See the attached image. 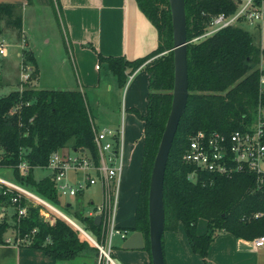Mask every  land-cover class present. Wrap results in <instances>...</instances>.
Returning a JSON list of instances; mask_svg holds the SVG:
<instances>
[{
	"label": "trees",
	"instance_id": "1",
	"mask_svg": "<svg viewBox=\"0 0 264 264\" xmlns=\"http://www.w3.org/2000/svg\"><path fill=\"white\" fill-rule=\"evenodd\" d=\"M139 9L157 31L156 47L144 56L128 60L123 56L98 55L99 63L116 78L119 88L128 75L141 65L148 74L146 108L140 113L129 108L143 122L142 158L140 164L134 224L128 231H140L150 256L148 239V190L158 145L170 111L174 81L172 24L168 0H135ZM18 3L0 2V13L21 29V16L15 14ZM235 10L232 0H185L188 97L179 120L168 155L163 181L164 231H177L181 225L191 250L205 264L211 242L219 232L252 240L264 234V193L254 188V175L236 173L232 177H214L198 172L197 180L189 175L194 167L182 160L191 134L201 130L229 133L246 129L255 119L258 82L264 69V49L253 41L252 34L230 25L196 38L207 30L212 15ZM196 38V39H195ZM25 63L33 68L31 81L36 79V60L22 50ZM91 116L83 92L79 89L42 88L25 84L0 96V167L11 168L14 179L32 189L49 202L61 203L49 175L34 177L36 168H44L51 154L65 147L88 149L96 156ZM26 163L23 173L18 165ZM82 197L78 193L75 199ZM10 194H2L0 203L9 202ZM24 204V200H22ZM65 209L72 219L93 237L100 236L101 225L84 216L72 205ZM75 210V211H74ZM261 215L255 217L254 214ZM200 219L206 222L202 234L196 231ZM21 236L30 234L29 247L43 251L56 260L97 258L98 249L75 226L53 211L39 215V207L28 205L26 216L14 225ZM8 229L0 224V238ZM35 230L31 234L32 230ZM1 240V239H0ZM164 254V242L162 236Z\"/></svg>",
	"mask_w": 264,
	"mask_h": 264
},
{
	"label": "built area",
	"instance_id": "2",
	"mask_svg": "<svg viewBox=\"0 0 264 264\" xmlns=\"http://www.w3.org/2000/svg\"><path fill=\"white\" fill-rule=\"evenodd\" d=\"M232 2L235 10L230 14L220 12L212 15L207 24V30L196 38L210 35L221 28L237 25V23L246 22L252 27L263 23L264 0H232ZM25 41L23 38L19 45L20 48L24 49ZM21 52L18 54L19 57L21 56L20 78L22 82H30L33 68L29 63H25ZM5 53V45L0 42V54ZM93 141L96 156L88 149H73L75 151L73 154L57 150L51 154L44 168L50 169L49 176L59 199L60 197L75 198L78 193L83 194L86 189L94 185L100 186L101 203H92L88 216L92 218L95 215L101 216L99 225H101V237H105V246L92 238L93 236L79 226L66 211L59 209L16 180L0 177L2 194H10L9 202L0 203V224L8 225V229L0 238V247L29 246L32 241L31 235L21 236L14 225L20 218L26 216L28 205L31 204L39 207L41 217H46L49 211H53L79 229L98 249L97 264H101L103 260L107 264L108 262L114 264L110 257L111 237L119 235L120 238L125 239L129 234L127 229H119L115 221L119 182L124 161L123 120L116 127L94 125ZM182 160L194 167V172L189 175L193 181L197 180L196 173L198 172L214 177H232L236 173L250 172L254 175V188L264 193V73H261L259 77L255 119L251 126L246 129H234L229 133L199 129L190 135ZM26 166L25 162L18 165L23 173L26 171ZM67 203L68 201L65 204ZM260 215V212L254 214L255 217ZM7 218L13 220L12 228ZM10 231L14 234H9ZM34 231L33 229L31 234ZM253 243L256 247L263 246L264 234L256 236Z\"/></svg>",
	"mask_w": 264,
	"mask_h": 264
},
{
	"label": "crops",
	"instance_id": "3",
	"mask_svg": "<svg viewBox=\"0 0 264 264\" xmlns=\"http://www.w3.org/2000/svg\"><path fill=\"white\" fill-rule=\"evenodd\" d=\"M57 5L63 16L64 28L68 47L72 59L75 63L76 71L82 85L92 88H99L101 84L100 71L103 69V83L108 91L115 90L121 92L122 88L117 85L116 78L107 70L105 63H99L98 55L102 56H123L128 60H133L144 56L152 51L157 45V31L143 12L139 9L135 0H51ZM0 2H13L21 5L23 10L25 0H0ZM24 16V15H23ZM21 16V30L25 36V49L34 56L38 68L35 79H40V66L33 42L29 40L26 22ZM32 45V46H31ZM23 50V49H22ZM19 54V51L17 55ZM99 66L98 68L96 66ZM125 84V102L118 108H112L107 119L106 126L116 127L115 119L120 115L124 125V161L130 162L133 154V146L137 140L132 137L134 128L125 124V112L129 108H136L140 113L145 112L146 95L148 92V74L141 65L128 75ZM69 89H75L74 82ZM127 87V88H126ZM129 112V111H128ZM130 121L138 122L140 126V149L142 158L143 142V122L132 112H129ZM127 120V119H126ZM131 123V124H132ZM123 161V162H124ZM138 175V174H137ZM140 176V166H139ZM95 186V185H94ZM99 186V185H97ZM139 186V180H138ZM100 190V186H99ZM138 191V189H137ZM136 191V202H137ZM84 194V192H83ZM82 194V196H83ZM134 210L129 219L122 220L118 226L130 228L134 224ZM88 203L92 204L90 198ZM206 223V222H205ZM204 230L197 231L198 234ZM167 232V233H166ZM131 233V232H130ZM129 233V234H130ZM128 234V235H129ZM124 239L121 238L123 242ZM121 242V243H122ZM164 260L165 264H204L201 257L191 250L187 236L180 225L177 231H164ZM15 247H0V257H5L14 253ZM28 249V248H26ZM118 254V261L113 259L114 264H147L149 253L146 249H122ZM24 255L36 256V263L31 264H97V259L93 255L91 258H78L74 260H56L48 257L39 249L23 250ZM41 254H45L42 255ZM5 258H2L3 260ZM40 259V260H39ZM39 260V262H38ZM207 260L214 264H264V245L256 247L252 240L235 237L228 232H219L211 242ZM43 262V263H42ZM2 262L1 264H4Z\"/></svg>",
	"mask_w": 264,
	"mask_h": 264
},
{
	"label": "rangeland",
	"instance_id": "4",
	"mask_svg": "<svg viewBox=\"0 0 264 264\" xmlns=\"http://www.w3.org/2000/svg\"><path fill=\"white\" fill-rule=\"evenodd\" d=\"M25 1L26 7L24 9L26 10H23L21 5H19L15 10V14L19 16L24 15V25L26 22V27L29 28V40L30 42H33V45L36 48L35 53L40 66V79L36 82L35 80L30 82L21 81L20 77L22 69L19 67L21 56L19 57L17 53L18 51H22V48H20L19 45L22 43L23 38L25 39V36H23L21 29H18L8 21L7 16H3L0 13V42L5 45L6 49L5 54H0V96L8 94V92L13 89L24 87L25 84L42 88L69 89L70 84L74 82V88L81 90L85 96L94 123L97 126H106L105 124L110 116L111 109H114L115 107H120L121 109V105L125 102V86L119 93H116L115 90L108 91L103 83V69L100 71L101 84L99 88L82 85L79 74L75 68V63L69 51L63 16L61 11L57 8V5L51 0ZM237 25L248 30L253 36L254 43L258 45L260 49H264V21L256 27H252L246 22L237 23ZM24 43H26V41ZM25 45L23 46L24 49ZM261 65L262 69H264V62H260L259 67H261ZM123 114L125 115V124L127 125L128 123L129 126L132 125L134 131H136L132 134V137L133 140H137V143L133 146L134 151L130 162L128 163L127 160L123 162V170L119 182L115 218L116 224H119L122 220L129 219L133 213L134 203L136 202V191L138 189L141 157L140 136L138 137L140 126L138 122L132 123V121H130L129 116L127 117V115H129L127 110L125 112L123 111ZM120 123L121 119L120 115H118L115 119V125ZM61 152L70 154L75 153L73 148L68 146L63 148ZM49 173L50 169L48 168H36L34 170V177L40 179L49 175ZM0 177L15 180L12 169L7 167H0ZM90 198L93 199L94 204L101 203L99 186L95 185L86 189L83 196L79 199L73 197H60L61 203L55 204V206L69 213L64 206L68 201L72 203L73 209L77 208L84 216H88V212L92 208V204L88 203ZM69 214H71V212ZM7 220L8 224H10V228H12L13 220L11 218H7ZM205 226V220L200 219L197 223L196 231L204 230ZM118 227L121 230L126 229V227ZM130 232L131 231H128V233ZM9 234L13 235L14 233L10 231ZM92 238L100 244L105 243V237H101V232L100 236ZM121 242L119 235H113L111 237L112 246L110 248V257L117 262H119L118 254L121 251L119 250ZM26 248L30 249L31 247L26 246L20 249H15L14 253L6 256V258L0 257V264L2 262H5L4 264L36 263L37 257L35 255L32 256L31 254V256H28L23 254V250H28ZM42 255L45 254H41V256ZM2 258L5 259L3 260ZM103 262L101 264H107L105 260H103ZM203 263L205 264L204 261ZM108 264L113 263L108 262Z\"/></svg>",
	"mask_w": 264,
	"mask_h": 264
},
{
	"label": "water",
	"instance_id": "5",
	"mask_svg": "<svg viewBox=\"0 0 264 264\" xmlns=\"http://www.w3.org/2000/svg\"><path fill=\"white\" fill-rule=\"evenodd\" d=\"M174 60V81L170 111L154 158L148 190V239L152 264H165L162 236L164 233L163 181L168 155L179 120L184 112L188 97V65L185 0H168ZM68 202L66 206H69ZM94 223L100 224L101 216L95 215ZM145 238L140 231L131 233L121 243L122 249H143Z\"/></svg>",
	"mask_w": 264,
	"mask_h": 264
}]
</instances>
